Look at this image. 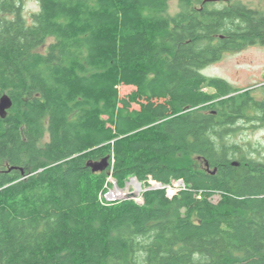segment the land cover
Listing matches in <instances>:
<instances>
[{"label": "trees", "instance_id": "obj_1", "mask_svg": "<svg viewBox=\"0 0 264 264\" xmlns=\"http://www.w3.org/2000/svg\"><path fill=\"white\" fill-rule=\"evenodd\" d=\"M170 1L0 0V264H264V162L233 141L264 99L204 72L264 11ZM110 176L163 187L109 200Z\"/></svg>", "mask_w": 264, "mask_h": 264}, {"label": "rangeland", "instance_id": "obj_2", "mask_svg": "<svg viewBox=\"0 0 264 264\" xmlns=\"http://www.w3.org/2000/svg\"><path fill=\"white\" fill-rule=\"evenodd\" d=\"M248 7L264 11V0H240ZM40 9L38 0H25V13L27 15ZM167 13L176 14L179 11V0H171ZM204 72L209 76L225 78L235 87L241 89L256 87L255 96L257 99H264V43L247 45L238 50L226 51L222 58L208 65ZM120 93L123 97L128 96L136 88L132 85L122 84ZM139 108L137 104L133 105ZM233 141L246 145L247 148L255 149L252 153L258 160L264 162V124L259 123L257 126L242 128L236 132ZM194 165L198 168H208L202 158L192 156ZM111 181L105 197L118 199V193L135 191L138 193L137 201H142V193L149 187H157V181H150V185H145L136 177L127 178L123 184H120L116 178L110 176ZM140 184V191L137 187ZM163 186L161 183H159ZM174 184V183H173ZM172 186V185H171ZM169 187V186H168ZM116 191L118 193H116ZM113 193V194H112ZM219 199L218 196L215 197Z\"/></svg>", "mask_w": 264, "mask_h": 264}, {"label": "water", "instance_id": "obj_3", "mask_svg": "<svg viewBox=\"0 0 264 264\" xmlns=\"http://www.w3.org/2000/svg\"><path fill=\"white\" fill-rule=\"evenodd\" d=\"M205 1H218V0H205ZM8 95H4L0 99V115L5 116L8 112V109L12 106V100ZM93 167L94 171H102L109 167V156L105 157L103 160L98 162L90 163ZM208 166V163H207ZM138 197V193L135 191L127 192L124 196L118 198H126V199H135Z\"/></svg>", "mask_w": 264, "mask_h": 264}, {"label": "built area", "instance_id": "obj_4", "mask_svg": "<svg viewBox=\"0 0 264 264\" xmlns=\"http://www.w3.org/2000/svg\"><path fill=\"white\" fill-rule=\"evenodd\" d=\"M185 186V183L182 179L180 180H177L174 182V184L172 186H169L167 191H168V195L170 197H172L175 193H177L178 189L182 188ZM159 187H163L161 186L159 183H158V186L157 187H150V188H159ZM127 192H121V194L118 193V196L119 197H122L126 194ZM107 198V197H106ZM109 200H112L111 198H107Z\"/></svg>", "mask_w": 264, "mask_h": 264}, {"label": "bare ground", "instance_id": "obj_5", "mask_svg": "<svg viewBox=\"0 0 264 264\" xmlns=\"http://www.w3.org/2000/svg\"><path fill=\"white\" fill-rule=\"evenodd\" d=\"M137 187L139 188V191H140V189H141V188H140V187H141L140 184H137ZM116 193H118V192L116 191ZM112 194H113V193H112Z\"/></svg>", "mask_w": 264, "mask_h": 264}]
</instances>
